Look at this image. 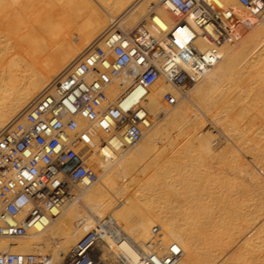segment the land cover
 I'll list each match as a JSON object with an SVG mask.
<instances>
[{
  "label": "bare ground",
  "instance_id": "bare-ground-1",
  "mask_svg": "<svg viewBox=\"0 0 264 264\" xmlns=\"http://www.w3.org/2000/svg\"><path fill=\"white\" fill-rule=\"evenodd\" d=\"M208 1L233 9L238 19L234 40L219 47L221 61L200 80L187 85L185 92L160 77L144 99L141 90L126 94L121 99L123 107L140 102L153 115L143 140L123 153L129 148H124L120 136L107 137V143L98 146L90 157L99 171V180L72 192L68 200L51 210L55 216L48 210L26 237L0 236V252L33 254L45 264H68L72 247L98 229V221L109 215L115 220L113 231L119 240L109 231L102 235L92 252L96 264H122L118 258L136 264L139 250H147L152 241L156 225L163 230L159 251L174 252L177 256L173 264L263 263L256 241L264 237L260 235V229H264V172L260 174L258 167L248 165L251 162H243L234 147L231 157L228 155L230 162L225 161L228 152H221L220 141L201 130V114L194 110L193 103H201L204 107L200 105V109L205 112L217 108L210 119L222 121L233 130L236 123L230 112L242 102V93L234 92L236 85L248 82L263 88L259 85L264 80L260 72L252 78L250 74L264 62V15L251 11L239 0ZM151 2L0 0V131L89 45L112 30L137 26L148 14ZM176 15L170 4L160 5L155 19L143 32L159 37L160 26L170 31L178 46L194 42L204 52L214 47L198 35L199 28L190 16L185 24L176 26ZM131 82L124 74L118 77L107 89L110 102L117 101ZM251 85L248 87L254 88ZM166 93L177 98L176 107L166 105ZM249 121L254 124V119ZM158 134L162 146L149 152ZM185 135L188 141L182 144ZM210 158L232 164V173L212 166ZM241 193L248 194V199ZM234 226L239 229H232ZM49 250L52 253L46 255Z\"/></svg>",
  "mask_w": 264,
  "mask_h": 264
},
{
  "label": "built area",
  "instance_id": "built-area-1",
  "mask_svg": "<svg viewBox=\"0 0 264 264\" xmlns=\"http://www.w3.org/2000/svg\"><path fill=\"white\" fill-rule=\"evenodd\" d=\"M264 15V0H239ZM177 11L176 26L190 16L200 33L214 47L201 51L194 43L178 46L168 29L160 36L138 24L129 31L112 30L89 45L72 65L54 79L40 95L0 131V236L24 238L48 211L68 200L75 190L99 180L90 157L107 137L120 136L124 147L143 139L151 114L137 102L122 106L126 94L141 90L144 99L163 77L178 88L200 80L222 59L219 47L234 40L238 21L233 9L208 0H154L144 18L155 19L160 5ZM124 74L131 84L117 101L110 102L107 89ZM173 107L171 93L163 97ZM83 119L86 124H81ZM55 216V215H54ZM71 249L68 264H96L92 255L99 239L109 231L119 240L115 220L107 215ZM116 230V229H115ZM162 227L156 225L147 250H139L136 264H173L176 254L159 251ZM115 232V234H114ZM119 263L126 261L118 258ZM0 264H45L33 254L0 252Z\"/></svg>",
  "mask_w": 264,
  "mask_h": 264
},
{
  "label": "rangeland",
  "instance_id": "rangeland-1",
  "mask_svg": "<svg viewBox=\"0 0 264 264\" xmlns=\"http://www.w3.org/2000/svg\"><path fill=\"white\" fill-rule=\"evenodd\" d=\"M141 0H138V2H140ZM154 0H152V2H153ZM151 2V3H152ZM151 3H150V5H151ZM150 22V19H147V21H144V17H143V19L141 20V22L139 23V24H141L140 26L142 27L143 25V28L144 29H147L148 30V28L146 27L147 26V23H149ZM133 27H135L133 24L132 25H130L129 27H126V28H120V29H122V30H125V31H129L130 29H132ZM232 43H234V42H232ZM262 63H259V65H257L256 67L258 68L256 71H254V72H252L251 74H250V78H252V77H254L255 75L254 74H256V75H258V73L260 72V73H262V74H260L259 73V75L260 76H262V78L264 79V62L263 61H261ZM261 65L263 66V68L261 67ZM258 66H260V67H258ZM261 68V69H260ZM260 70V71H259ZM256 72V73H255ZM258 72V73H257ZM253 75V76H252ZM251 85L250 83H248V82H241V83H238V85H236V90L234 91L235 93L238 91V92H240V93H242V95H241V100L239 101V105H241L242 106V104H243V106L241 107V106H239L238 104V107L236 106L234 109H233V111L232 112H230V116H232L231 118H233V119H235V125H234V127H233V130H228L227 129V126H225V123L223 124L222 123V121H220V122H218V121H216V120H213V118H211L210 119V116L212 115V117H213V113H215V110L217 109V108H215V109H210L209 111L210 112H208V110L207 109H205L206 110V112L205 111H202L203 109L201 108V107H204L201 103H199L198 101V103L196 102V101H194L195 103H193V108H194V110L197 112V114L199 115V114H201V115H199V117H200V120H199V123H198V125H199V127L201 128V130L204 132V133H210V134H212L213 136H214V138L216 139V141L217 142H219V144L221 145H219L220 146V148H219V150H221V152L223 151L224 153L225 152H228V153H226V154H224L225 155V157H223L224 159H227V160H225V161H229L230 159H229V157H228V155L231 157V155H232V148H233V150L234 151H236L237 152V155L239 156V155H241L240 157H242V161L243 162H245L246 164L249 162H251L250 164H248L250 167H252V168H255V169H257L256 167H258V171H259V173L260 174H263V170H262V167H264V117L262 118L261 117V115L262 114H264L263 112H264V110L262 111L261 109H263L264 108V80L259 84V85H261V84H263L262 86H263V88L262 87H258V85H253L254 86V88H251V87H248L249 85ZM241 85V86H240ZM245 85H246V87H245ZM252 86V85H251ZM252 86V87H253ZM253 89H255V90H253ZM263 89V90H262ZM181 90H183L182 92H185L186 91V89H184V88H181ZM251 90L253 91V93L251 92ZM249 91H250V93H249ZM254 91H255V93L256 94H254ZM260 92V94H259V92ZM258 92V93H257ZM251 93H252V98H250V95H251ZM250 94V95H249ZM248 95V98H246V96ZM257 95V96H256ZM243 98V99H242ZM250 98V99H249ZM248 99V100H247ZM258 100V101H257ZM261 102H260V101ZM254 101V102H253ZM197 103V104H196ZM245 103V104H244ZM261 103V104H260ZM195 104V105H194ZM246 104H247V106H246ZM252 104H254V105H252ZM167 105V104H166ZM200 105H202L201 107H200ZM245 105V106H244ZM145 106V105H144ZM199 106V107H198ZM261 106V108H259ZM174 107V106H173ZM176 107V106H175ZM248 107V108H247ZM202 110H201V109ZM221 108V107H220ZM245 108V109H244ZM257 109V110H255L254 111V109ZM147 109V108H146ZM249 109V110H248ZM199 110H201V111H199ZM245 110V111H244ZM253 110V111H252ZM240 111H242L241 112V115H239L240 113H238V112H240ZM252 111V112H251ZM256 111H259V112H261V114H259L258 112H256ZM202 112V113H201ZM213 112V113H212ZM237 112V113H236ZM246 112V113H245ZM251 112V113H250ZM150 113V112H149ZM258 113V114H257ZM151 114V113H150ZM205 115H207V116H205ZM248 115V116H247ZM151 116L153 117V115L151 114ZM239 116H241V117H239ZM256 116H257V118H256ZM261 117V120H259L260 119V117ZM151 117V118H152ZM252 117H254L253 119H254V124L252 123V121L250 122L249 120H253L252 119ZM259 117V118H258ZM205 119V120H204ZM215 121V122H214ZM247 121L249 122V123H247ZM222 123V124H221ZM251 123V124H250ZM250 124V125H249ZM220 125H221V127H220ZM222 125H224V127L222 126ZM239 125V126H238ZM250 127H249V126ZM253 125V126H252ZM256 125V126H255ZM202 126V127H201ZM225 128V129H223V128ZM235 129V130H234ZM237 129V130H236ZM251 129H252V131L253 132H251ZM254 129V130H253ZM248 130V131H247ZM234 131V132H233ZM236 134H237V136H236ZM239 134V135H238ZM247 134V135H246ZM249 135V136H248ZM186 136V135H185ZM229 136V137H228ZM232 136V137H231ZM239 136V137H238ZM236 137V138H235ZM250 137H252V139L250 138ZM144 138V137H143ZM182 138L185 140V141H183L182 140ZM259 138V139H258ZM188 137L186 136V137H181V141H182V144L184 143V142H187L188 140ZM143 140V139H142ZM141 140V141H142ZM160 136H159V134H158V136H157V139L153 142V146L152 147H150V149H149V152H151V151H153V150H156V149H160L159 147H161L162 145H161V142H160ZM244 140V141H243ZM250 141V142H249ZM260 142V143H259ZM241 143H243L242 145H241ZM247 143V144H246ZM259 143V144H258ZM240 146V148H238L239 146ZM261 145V146H260ZM228 146V147H227ZM230 146H232L231 148H229ZM236 146V147H235ZM248 146V147H247ZM124 148H129V146L128 147H124ZM132 147H130L128 150H126V151H123V153H126V152H128L130 149H131ZM223 148H228V149H223ZM250 148V149H249ZM231 149V150H230ZM238 149H239V151L240 152H238ZM259 149V150H258ZM263 149V150H262ZM227 150H230V152L229 151H227ZM242 150H243V152H242ZM247 150V151H246ZM233 151V153L235 154L236 152H234ZM251 152V153H250ZM231 153V154H230ZM238 153H240V154H238ZM259 154H260V156H259ZM256 155V156H255ZM262 156V157H261ZM210 159H212V161L210 160ZM210 159H207L209 162L211 161V163L210 164H212V166H215V165H217V166H219V167H221V168H226L227 169V171L231 174L232 173V171H231V169H230V167H231V165H230V163L229 164H227V162L226 163H224V160H222V159H218V158H210ZM217 159V160H216ZM244 159V160H243ZM223 161V162H220V161ZM261 160V161H260ZM218 161V162H217ZM248 161V162H247ZM230 162V161H229ZM258 162H259V164H258ZM219 163V164H218ZM224 163V164H223ZM221 164V165H220ZM261 165V166H260ZM216 167V166H215ZM229 167V168H228ZM260 168H261V170H260ZM264 175V174H263ZM228 176H230V175H228ZM229 178V177H228ZM241 195H243L244 197H245V199H248V194H245V193H241ZM243 196H241V197H243ZM244 199V198H243ZM242 200V199H241ZM251 203H253V202H250V203H248V204H251ZM247 210V209H246ZM240 218V220L237 218V220H239V221H241V224H242V222H244V221H242V218L241 217H239ZM237 223H238V221H236ZM241 224H240V222L238 223V226H240L241 227ZM232 229H236V230H238L239 228H237V226H234V227H232ZM260 230H262L261 231V233H260V235L261 234H264V233H262L263 231H264V229H260ZM261 237L263 238V239H258L257 241H256V243L258 244L257 246H258V248H257V253L260 251V253H259V255L261 256L260 258H261V260L263 261V263L262 264H264V256H263V258H262V254L264 253H261V251L264 249V237H263V235H261ZM262 246V248L260 247V246ZM47 254L46 255H50L51 253H52V251L51 250H49V252H46ZM264 255V254H263Z\"/></svg>",
  "mask_w": 264,
  "mask_h": 264
}]
</instances>
